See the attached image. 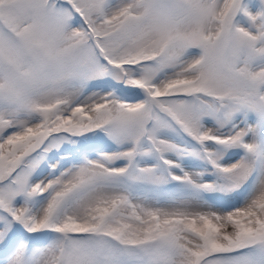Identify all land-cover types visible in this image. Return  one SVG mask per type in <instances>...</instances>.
Here are the masks:
<instances>
[{
	"label": "snow or ice",
	"instance_id": "snow-or-ice-1",
	"mask_svg": "<svg viewBox=\"0 0 264 264\" xmlns=\"http://www.w3.org/2000/svg\"><path fill=\"white\" fill-rule=\"evenodd\" d=\"M0 264H264V0H0Z\"/></svg>",
	"mask_w": 264,
	"mask_h": 264
}]
</instances>
